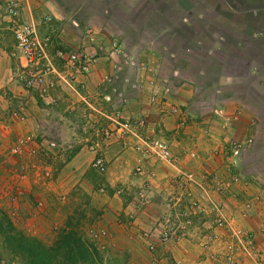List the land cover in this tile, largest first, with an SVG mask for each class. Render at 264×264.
<instances>
[{
  "label": "rangeland",
  "instance_id": "1",
  "mask_svg": "<svg viewBox=\"0 0 264 264\" xmlns=\"http://www.w3.org/2000/svg\"><path fill=\"white\" fill-rule=\"evenodd\" d=\"M229 1L236 6L234 8L237 10L233 9V12L234 15L238 14L240 19H244V15L248 16L246 19L251 18L249 16L258 17V21L252 24L254 20L251 19L245 28L254 25L257 31L259 27L262 32H252L253 38L264 36V0H226L218 4L217 0H193L192 6H189V0H20L21 19L39 23L41 36L46 31L42 17L51 18L49 23L56 29L58 36L53 35L50 39V53L56 48L79 47L84 52L95 49L97 53L103 54L108 48L111 63L119 65H115L116 72L106 76L104 95L96 97L97 103L93 110L85 103L81 104V100L77 108L78 102H75V108L72 110L75 112L70 115L67 111L64 112L68 115L63 116H72L70 122L64 118L59 120L67 124L64 125V137L63 128L51 119L55 117L52 111L56 112V104L70 91L69 87L62 83L56 85L53 93L58 100L55 103H47V95L51 94V90L41 97L37 91L13 81L12 72L16 68L15 43L11 26L7 18H3L4 1L0 0V48L7 55V78L12 83V88H6L4 91V99L9 102V109L15 108L25 119L30 118L32 127L46 129L42 134L44 138L39 134L35 137L29 131L30 144L26 149L23 148L20 154L11 153L10 143L6 148H0V264H72L58 253L44 255L40 252L37 256L27 257L14 250L17 249L15 239L19 237L31 239L48 248L55 247L58 239H61L59 235L66 232L75 233L89 250L87 259L76 264H191V260L180 255L183 251L173 248L184 239H196V236L193 237L194 233L192 234L196 228L200 229L199 232L201 229L207 230L204 238L198 242L201 256L205 255L215 261L222 259L224 264H260L264 252L256 247V241L253 246L243 251L242 234H237V230L241 229L254 236L240 221L252 208L250 200H236V206L229 214H226L223 201L216 200V196L221 193L231 195L233 199L239 198L237 192L231 193L234 184L232 177L238 174V181L242 179L247 184H259V189L264 191V68L255 70L256 74L249 76L247 66L252 62L249 63L244 56L228 53V50L222 51L224 57L215 53L222 50L224 38L233 36L235 31L231 28L232 21L226 18V13L230 12L227 7ZM235 38L239 40L240 37ZM184 44L188 52L181 50ZM214 44L219 49L214 50L212 54L223 59L220 65L213 57L211 60L204 59L206 48L214 49ZM259 46L251 44L247 51L264 61V47ZM237 47L245 46L240 43ZM144 49L156 50L160 55H171L163 58L165 63L161 62V69L158 62L146 63L138 60L147 65L144 72L148 73L153 81L158 80L160 74L165 75L169 69L173 70L178 66L179 59L183 56L193 58L190 61L194 74L190 75L198 77L202 86L213 83L220 76L232 78V81L223 84L227 85L225 88L219 90L215 87V90L219 91L218 94L202 90L206 93L201 96L203 100L216 101L231 97L232 102L241 106L251 119L250 121L248 118L250 140L235 141L241 145L239 160L234 161L235 166L231 164L229 153L226 154L223 150L229 161L228 180H219L220 177L214 176L205 188L197 189L193 187L197 182L195 179L186 181L184 174H180L172 178V181L167 180L169 187L162 189L159 185V191H156L159 194L154 198V173L142 166V161L150 159L152 155L147 154L142 158L136 151L137 162L133 167L128 165L130 180L126 185L119 183L117 187L95 186L94 183L103 181L102 173L93 167L95 158L103 157L102 148L112 146L115 142H121L125 147L127 144L133 147L137 141L133 134H121V124H128L129 128L123 129L127 132L135 125V121L145 118V114L131 117L126 114L122 105H118L128 87L123 88L122 79H119L117 74H120L122 69L126 72L128 69L140 71L134 52L138 50L143 53ZM196 57L199 59L196 60ZM55 64L58 68L59 63ZM132 73V80L141 82V78L137 79L135 71ZM170 77H166L168 84L172 80L176 81ZM53 78L49 80H54ZM117 80L119 84L116 89L113 86ZM164 81L166 83V80ZM84 84L82 93L86 91L85 80ZM154 96L156 94L150 95L147 101L152 103L150 98ZM54 133L58 134L55 136ZM67 135L70 138H67ZM132 138L136 140L129 143ZM50 140H55L59 145L52 144ZM84 145L90 150L87 153L91 158L90 169L84 173L87 174L88 182L93 181L92 187L76 184L71 188L70 197L65 194L59 196L57 205L60 208L56 207L59 210V214H56L57 212L50 209L56 206V202L50 200L52 195L54 197V189L57 188L54 182L59 168L53 166L64 165ZM138 161L142 172L136 170ZM103 162L105 165L104 157ZM141 175L146 177L138 179V185L130 183L132 176ZM213 185L216 188H213ZM103 194L108 197L113 195L114 203L108 199L103 204ZM114 194L120 199L116 201ZM235 211H238L237 214ZM192 252L193 249L190 248L186 254Z\"/></svg>",
  "mask_w": 264,
  "mask_h": 264
},
{
  "label": "crops",
  "instance_id": "2",
  "mask_svg": "<svg viewBox=\"0 0 264 264\" xmlns=\"http://www.w3.org/2000/svg\"><path fill=\"white\" fill-rule=\"evenodd\" d=\"M214 47V49L211 47L206 50L204 57L205 60H211V53H213L214 50L219 49L216 44H214ZM90 50L91 51L87 50V52L94 56V62L91 71L86 75V78H84L86 82V91H84L82 95L77 93L75 95V93L71 91L65 93L64 91L65 96L63 97L65 98L62 97V99L56 104V112L54 113L52 111V114L55 115V117L51 120L63 128L62 132L64 137L66 136V128L64 125L67 124H65L64 121L60 122L59 120L64 118V120L70 122L72 116H63V114L68 115L69 113L70 115L75 112V110L72 111L75 108L74 104L75 102H78L76 105L77 108L81 100L83 102L81 104L85 103L90 109L92 108L91 110H93V107L97 103L95 102L96 97L105 92L107 85L105 83L106 76L116 72L115 65L117 63H111L108 48L103 54L101 52L97 53L95 49ZM144 50L143 53L138 52V50L134 52L135 56L138 58L137 62L138 60H143L146 61V63L158 62L161 64L162 62L163 64L165 63L163 59L164 57H171V55L168 54L166 56L163 55V53H161L162 55L157 54L156 50ZM181 50H185L184 52L189 51L186 49V44L181 47ZM175 55L176 53L174 56ZM190 59L193 60V58L183 56L182 59H179L180 64L178 66L173 70L169 69V71H171L170 75H168L169 71L165 75L160 74V78H158L160 81H153L151 77H149L150 75L142 69H140V71L128 69L127 72L122 69V72L117 74L119 76L118 78L122 79L121 84L124 86L123 88H125V86L128 87L126 88L125 95H123V99H120L121 102L118 105H122L126 114L131 117H137L144 113L147 121L144 132L167 141L171 152L178 157L176 164H170L163 161L160 162L154 156H151L153 159L150 158L142 161L143 168L150 169L155 176L152 183L155 192L152 193L154 198L159 194V192L156 193V191H159V185H161L162 189H165V187L168 186L167 180L172 181V178H175L180 174H184V179H186L187 174H192L193 179L197 181L193 187L197 189L199 187L205 188L208 181L211 182L210 178L214 176L220 177L221 179L219 180H228L229 167L227 163L229 161H227L225 153L223 152V146L227 141H249L251 137L249 136L251 135L249 129L250 123L248 122L249 115L242 110L241 106L232 102L231 97H224V99L219 101H216L215 99L203 100L201 97L202 94L206 93L203 91H207L210 94H218L219 91L215 90V87L217 86L219 90L225 88L227 85L223 84L229 83L232 81V78H223V76L218 77L217 75L219 79L216 78L213 83H208L205 86H202V81L198 77L191 76L194 73L192 72L193 64ZM195 59L198 60L199 58L196 57ZM250 62L252 63L247 66L249 76H254L256 71H259L261 67L264 68V66H261L259 62H255V60L249 61V63ZM111 64H113L112 67ZM162 64L160 69L163 67ZM7 66V55L5 54V51L0 48V91L3 89V92H1L3 98H0L1 111H5L10 107L7 99H4V93H6L4 92L5 89L12 88V83L7 78L9 72V67L7 68ZM129 71H135V74L138 76L137 79L141 78V82L132 80L130 75L132 76L133 73H130ZM117 73L119 72L117 71ZM166 77H170L176 81L173 82L172 80V82L170 81L168 84ZM164 80H166V83ZM118 84L117 80L113 87H116ZM202 87L204 89H202ZM262 89H264V87H262ZM154 94H156V96H154L155 102L149 103V101H147L148 97ZM172 108H176V111H172ZM66 111L68 113H64ZM10 130L5 131L0 129V148L2 149L6 148L9 143L12 145L14 137L24 136L28 134L29 131L31 134H34L35 137L38 134L41 137L42 134L46 132V129H36L35 127H32L30 118H27L25 122L13 121ZM133 130H135V128H133ZM137 131H140V129H137ZM54 134L56 136L58 133ZM42 138L44 137L42 136ZM67 138L70 137L67 135ZM135 140L136 139L132 138L129 143H133ZM50 142L59 145L56 144L55 140H50ZM29 144L30 143L27 145L29 146ZM36 146L37 144H35V149L37 150ZM86 147L87 146L84 145L82 148H79L64 165L60 167L53 166V168H59V172L56 173L54 182V185L57 188L54 189V197L52 195L50 200L51 202H56H54L56 205L54 208L50 207L52 212H57L56 214H59V210L56 208L59 207L57 205L59 204V196L65 194L70 197L69 194L71 188L76 184L79 186L84 184L90 188L92 187L93 181L89 180L91 183L88 182L86 178L87 174L84 173L90 169L89 165L91 159L90 155L87 153V151L90 150ZM132 148L133 147L130 144H127L125 147L121 142H115L112 146H106L105 149L102 148V153H100L104 157L106 172L104 171L105 173H102L103 181L94 183L95 186L101 187L105 185L106 187L107 185L108 187H117L119 183L124 185L127 184L128 180H130L128 165L131 167L135 166L138 157L133 150L135 148ZM190 153H194V156H190ZM26 154L30 155V153ZM142 177L146 176H132L133 180H131L130 183L133 182V184L138 185V179ZM241 181L242 179L234 184L232 183L233 190L231 189V193L234 194V192H237L239 198L233 199V196L221 193L219 196H216V200L223 201L224 207L227 211L226 214L233 211V208L236 206V200L240 198L250 200L252 208L250 212L242 216L244 218L240 219V221L243 227L254 233L256 247L264 252V191L263 189H259V184H247V182ZM114 198L116 201L117 199H120L115 194ZM108 199L111 203H114L113 195L109 197L107 194L102 195L101 200L103 201V204L107 202ZM50 205L52 206L51 203ZM236 212L238 211H235V214H237ZM199 230L196 228L192 232V234L194 233L193 237L195 238L196 236V239L193 240L194 242L191 241L190 238H187L179 244H175L176 248L173 249L178 248L183 251L180 255L191 260V264H224L222 259L215 261L206 258L205 255H202L203 257L201 256V253L198 250V242L204 238L207 230L201 229L200 232ZM189 247L193 249V252L186 254V251L190 249Z\"/></svg>",
  "mask_w": 264,
  "mask_h": 264
},
{
  "label": "built area",
  "instance_id": "3",
  "mask_svg": "<svg viewBox=\"0 0 264 264\" xmlns=\"http://www.w3.org/2000/svg\"><path fill=\"white\" fill-rule=\"evenodd\" d=\"M1 1H4L3 5H5L3 8V18L6 17L11 26L10 29L13 31L15 43L14 55L16 68L15 71L12 72L11 78L13 81L23 85L27 89L29 88L37 91L41 97L46 96L45 94L49 93L51 90V94L47 95L49 96L47 103L57 102L58 98H56L53 91L57 88L56 85L61 83L69 87L71 92L81 94L85 85L83 78H85V76L91 71L94 56L88 54L86 51L84 52L79 49V47H66L67 49L56 48L50 53L48 50V47L51 44L50 39L53 35L54 37L58 36L56 29L52 27L51 23H49L51 18L48 16L42 17V23L45 25L46 31L44 35L41 36L38 29L39 23L36 24L32 21L27 22L21 19L20 10L22 9V4L20 0ZM1 20L2 19H0V22H2ZM53 47H55V45ZM126 62L127 61H125V63ZM55 63H59L58 68ZM136 65L142 70L147 68L145 63H137ZM51 77H54L55 79L53 78L54 80H49ZM0 98H3L1 93ZM150 101L153 103L155 97L150 98ZM172 111H176V108H172ZM13 121L25 122L26 119L24 115L18 112L15 108H8L5 111L0 110V129L9 131ZM146 123L147 121L143 117L142 119L135 121V125H132L131 129L127 132L123 129L129 128L128 124H121L122 127L120 132L125 136L128 134L136 136L137 141L133 145V148H135V152L137 151L141 157L150 154L166 163L176 164L178 157L171 152L168 142L160 137H154L144 132ZM133 128H135V130H133ZM137 129H140V131H137ZM30 138L31 136L28 134L14 137V142L10 148L11 153L20 154L22 149L28 146L27 144L29 143ZM240 147L241 145L235 141H227L223 146V150L226 151L225 153H229L230 158L232 159L231 164L233 166H235L234 161L239 160ZM190 156H194V153H190ZM139 162L140 161L137 163L136 170L142 172V166ZM93 167L98 172L103 173L105 171L103 157H96L93 162ZM238 175L232 177V183L238 181ZM192 180H194L192 174H187L186 181ZM213 188H216V186L213 185ZM237 234H242L243 238L241 239V244L243 251H245L244 249L247 250L251 245H254L255 240L251 233L246 234L241 229H238ZM262 257L260 264H264V256ZM230 259L231 257L229 260Z\"/></svg>",
  "mask_w": 264,
  "mask_h": 264
},
{
  "label": "trees",
  "instance_id": "4",
  "mask_svg": "<svg viewBox=\"0 0 264 264\" xmlns=\"http://www.w3.org/2000/svg\"><path fill=\"white\" fill-rule=\"evenodd\" d=\"M188 1V0H187ZM219 1V2H218ZM226 0H217L218 3L225 2ZM228 1V0H227ZM193 3V0H189V6H192L191 4ZM183 4V3H182ZM185 7H188L187 4H184ZM228 9L230 12L226 13L224 17L229 18L232 21V30L235 29L233 36H227L225 39L223 34L222 38H224L225 43H222L221 48L219 52L216 51V54L222 55V51L228 50V53H236L239 55L244 56V58L247 61H252L255 60L256 62H259L261 64H264V61L261 59L255 57L252 55L250 52L247 51V47L250 46L251 44H258L260 46L264 47V36L261 35L262 37L258 38H253L252 32L256 31V26L251 25L248 28H245L246 26L249 25V22L251 19L254 21L252 24L255 23V21H258L259 18H252V16H249L251 18L246 19L248 16L244 15V19H240V16L238 14L234 15L233 9L237 10L236 6L232 5V1H229L227 5ZM264 14V13H263ZM247 16V17H246ZM230 28V29H231ZM258 30L256 32H262L261 28L257 27ZM222 33V32H221ZM235 36H239V40L234 39ZM233 37V38H231ZM244 44V48L242 47H237L239 44ZM259 46V47H260ZM207 49H210V47H207ZM221 53V54H220ZM207 54V53H206ZM216 54L211 53V57L215 58V60L218 62V65L222 64L223 59H220L219 57L216 56ZM226 56V54H225ZM264 98V96H263ZM61 239H58L56 242V246H49L48 248H45L43 245H40V243L36 241H31V239H27L25 237H19V239H15L17 242V249H14L15 251L21 252L23 255L29 257V256H37L40 252H43L44 255H52V254H61L64 258H67L72 264L80 263L82 260H86L88 255H89V250L86 244L80 239V237H77L75 233L71 232H66L63 234L59 235ZM14 241V239H13Z\"/></svg>",
  "mask_w": 264,
  "mask_h": 264
}]
</instances>
